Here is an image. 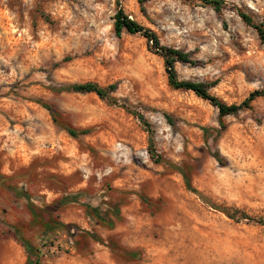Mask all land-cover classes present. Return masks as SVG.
Instances as JSON below:
<instances>
[{"label":"rangeland","instance_id":"rangeland-1","mask_svg":"<svg viewBox=\"0 0 264 264\" xmlns=\"http://www.w3.org/2000/svg\"><path fill=\"white\" fill-rule=\"evenodd\" d=\"M222 1L0 0V264H27L8 226L40 264H264V98L221 117L169 85L152 42L115 31L120 7L191 55L194 65H175L180 81L239 105L264 91V44L239 12L264 28V0ZM86 83L115 85L117 104L56 91ZM39 101L89 133L72 138ZM22 194L71 233L33 223Z\"/></svg>","mask_w":264,"mask_h":264},{"label":"trees","instance_id":"trees-1","mask_svg":"<svg viewBox=\"0 0 264 264\" xmlns=\"http://www.w3.org/2000/svg\"><path fill=\"white\" fill-rule=\"evenodd\" d=\"M209 2V4L213 5V7L216 10H220L223 6V1L222 0H206ZM239 16L243 20L245 24L248 26L253 27L262 43L264 44V28L262 25L256 24L253 19L248 16L245 13L239 12ZM115 31L117 36H121L123 32H127L129 34H141L143 37L148 39L150 42L153 44V50L157 51V53L161 54V56L165 60V65H166V72L168 74V81L169 85L176 89V90H186V91H192L195 93L196 96L199 98L208 101L212 106L216 107L219 110L220 116H228V115H237L238 113L245 111V110H251L253 107V103L259 99V98H264V91H254L249 95V97L243 101L241 104L237 105H227L221 100H219L217 97L213 96L209 92V87L205 84L202 83H195V82H190V81H180L177 76V72L175 70V65L176 63H184V64H191L194 65L195 62L192 60L191 55L189 53H185L181 50L169 48L166 46L161 45L160 40L154 34L152 31L144 28L141 26L138 22H136L133 19H130L124 12L122 8L119 7L116 15H115ZM116 86L111 85L108 87H101L100 85L96 83H86V84H74V85H69V86H64L60 89H56L58 92H74V93H94L98 97H100L103 100L109 101L111 104L116 105L117 100L111 96L112 93L115 92ZM42 107H44L51 116L53 117L54 122L60 126L63 130H65L72 138L74 139H79L83 135H87L89 133L88 130H78L68 124L61 123L58 121V114L54 110L52 106L49 104H46L42 101L38 102ZM140 120L149 127V124L145 120L144 117L140 116ZM150 133V130H148ZM150 142V150L149 153L153 159L157 163L162 162L161 157H159L154 149V141L152 138L149 140ZM217 159L219 158V155L215 156ZM177 170L180 171V173L183 176V179L186 183L187 189L192 191L193 193H197V191L192 188L191 185V180L187 173L181 169L177 168ZM21 196H25L27 202H28V208L31 212L32 218H33V223L39 224L43 226L47 231H59V230H65L68 233H71L69 228L70 225L64 224L60 221L57 220H50V221H45L44 218L41 217V214L38 212V208L35 206L33 203L32 197L30 195H25L22 194ZM81 198V195L77 196H71V197H66L63 198L62 200L47 206L45 208V212L53 214L58 211H60L64 206H66L69 203H77L79 202V199ZM224 213L228 215L229 218L235 219V215L230 214L227 210H223ZM239 213V212H237ZM246 216V215H244ZM100 221H104V219L101 216H98ZM246 219L247 216L245 217ZM3 223V222H2ZM4 224V223H3ZM8 228L13 232L15 237L19 242L22 243L24 246L26 252H27V264H40V259L38 254V251L34 249L32 244L25 238V236L22 234V232L19 230L17 227L13 226H8ZM33 257H36V259H33Z\"/></svg>","mask_w":264,"mask_h":264}]
</instances>
